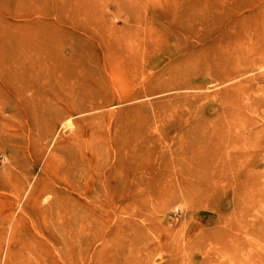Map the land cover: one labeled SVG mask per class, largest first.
<instances>
[{
	"label": "rangeland",
	"instance_id": "obj_1",
	"mask_svg": "<svg viewBox=\"0 0 264 264\" xmlns=\"http://www.w3.org/2000/svg\"><path fill=\"white\" fill-rule=\"evenodd\" d=\"M262 91L264 0H0V264H264L191 171Z\"/></svg>",
	"mask_w": 264,
	"mask_h": 264
},
{
	"label": "bare ground",
	"instance_id": "obj_2",
	"mask_svg": "<svg viewBox=\"0 0 264 264\" xmlns=\"http://www.w3.org/2000/svg\"><path fill=\"white\" fill-rule=\"evenodd\" d=\"M13 72L18 73L17 70ZM263 95L264 92L262 97L256 96L255 116L242 130H235L234 126L223 127L220 123L216 125L217 130L206 128L198 134L204 138L203 153L208 160L205 158L204 163L196 161L192 165V176L195 178L192 186L194 189L201 187L209 199L217 196L222 189H228L229 199L216 208L218 222H224L222 239L227 248L239 245L242 236L261 238L264 233V109H259L260 105L264 106ZM35 199L33 197L31 201ZM249 200L253 201L249 205L252 212L246 207ZM241 217L243 227L240 231L236 221L241 224ZM233 226L235 231H232ZM243 242L251 246V243L247 245ZM249 250L254 254L252 249Z\"/></svg>",
	"mask_w": 264,
	"mask_h": 264
}]
</instances>
